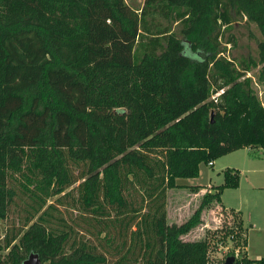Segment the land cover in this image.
I'll list each match as a JSON object with an SVG mask.
<instances>
[{
	"label": "trees",
	"instance_id": "1",
	"mask_svg": "<svg viewBox=\"0 0 264 264\" xmlns=\"http://www.w3.org/2000/svg\"><path fill=\"white\" fill-rule=\"evenodd\" d=\"M244 20L261 34L257 57L231 61L222 40ZM255 70L264 84V0H0V220L15 174L29 196L19 225L0 228V264L31 253L43 264H212L207 238L184 237L239 172L181 225L168 222V191L202 164L264 150ZM74 187L82 223L57 215ZM220 234L234 264H264L248 258L247 233Z\"/></svg>",
	"mask_w": 264,
	"mask_h": 264
},
{
	"label": "rangeland",
	"instance_id": "2",
	"mask_svg": "<svg viewBox=\"0 0 264 264\" xmlns=\"http://www.w3.org/2000/svg\"><path fill=\"white\" fill-rule=\"evenodd\" d=\"M126 2L135 9H141L145 0ZM260 39L261 34L256 25L248 24L246 20L234 23L224 34L222 55L231 61L239 60L241 57H257V41ZM257 73L258 70H255L249 73L248 77L252 79L253 87L264 104V84L259 82ZM226 170L239 172L238 187L225 189L221 195L222 205L215 204L206 210L202 224L184 237V240L201 241L207 238L211 242L210 261L212 264H223L233 251L232 243L224 244L222 241L212 239L221 235L220 232L234 229L240 231L241 235L247 233L248 244L245 249L247 256L251 260H259L264 258V150L249 148L237 150L217 159L214 163L202 164L198 178L177 179V184L181 187L168 191V222L179 225L187 222L199 208L205 194L225 183ZM15 178L16 180H11V183L18 191V197L11 208L7 224L0 220L2 230L14 223L19 225L24 218L25 202L29 196L24 193L21 185L24 182L22 175L15 174ZM189 184L196 187H185ZM29 187L33 189V185ZM127 195L137 206L140 204V193L131 189ZM77 199L78 191L74 187L71 194L63 198L64 206H59L57 215L62 214L69 221L77 220L78 223H82ZM52 201L53 199H50V202ZM95 241L102 247L99 240Z\"/></svg>",
	"mask_w": 264,
	"mask_h": 264
},
{
	"label": "water",
	"instance_id": "3",
	"mask_svg": "<svg viewBox=\"0 0 264 264\" xmlns=\"http://www.w3.org/2000/svg\"><path fill=\"white\" fill-rule=\"evenodd\" d=\"M214 118V114H212V119ZM236 258L235 257H229L225 264H234ZM24 264H43L40 256L36 253H31L29 257L25 260Z\"/></svg>",
	"mask_w": 264,
	"mask_h": 264
},
{
	"label": "crops",
	"instance_id": "4",
	"mask_svg": "<svg viewBox=\"0 0 264 264\" xmlns=\"http://www.w3.org/2000/svg\"><path fill=\"white\" fill-rule=\"evenodd\" d=\"M185 187H196V185H194V184H193V185H190V184H189V185H187V186H185ZM178 225H179V224H178Z\"/></svg>",
	"mask_w": 264,
	"mask_h": 264
},
{
	"label": "built area",
	"instance_id": "5",
	"mask_svg": "<svg viewBox=\"0 0 264 264\" xmlns=\"http://www.w3.org/2000/svg\"><path fill=\"white\" fill-rule=\"evenodd\" d=\"M233 238V237H232ZM230 240H232V239H230ZM231 242V241H230ZM232 243V242H231ZM232 246H233V243H232Z\"/></svg>",
	"mask_w": 264,
	"mask_h": 264
}]
</instances>
